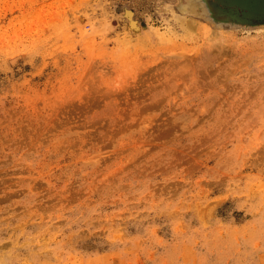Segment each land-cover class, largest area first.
<instances>
[{"label":"rangeland","instance_id":"374dc122","mask_svg":"<svg viewBox=\"0 0 264 264\" xmlns=\"http://www.w3.org/2000/svg\"><path fill=\"white\" fill-rule=\"evenodd\" d=\"M0 264H264V7L0 0Z\"/></svg>","mask_w":264,"mask_h":264},{"label":"bare ground","instance_id":"6f19581e","mask_svg":"<svg viewBox=\"0 0 264 264\" xmlns=\"http://www.w3.org/2000/svg\"><path fill=\"white\" fill-rule=\"evenodd\" d=\"M122 10V14L125 16L129 26H130V29L131 30H134V31H137L139 30L140 28V24H139V21L135 19V17L133 16V12L131 9H129L128 7H122L121 8Z\"/></svg>","mask_w":264,"mask_h":264},{"label":"water","instance_id":"95a60500","mask_svg":"<svg viewBox=\"0 0 264 264\" xmlns=\"http://www.w3.org/2000/svg\"><path fill=\"white\" fill-rule=\"evenodd\" d=\"M246 4L252 7H264V0H243Z\"/></svg>","mask_w":264,"mask_h":264}]
</instances>
